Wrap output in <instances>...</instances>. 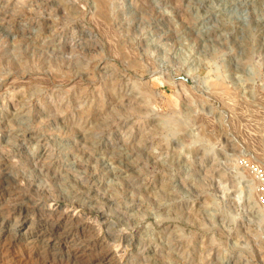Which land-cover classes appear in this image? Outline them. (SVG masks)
I'll return each instance as SVG.
<instances>
[{"label":"rangeland","instance_id":"374dc122","mask_svg":"<svg viewBox=\"0 0 264 264\" xmlns=\"http://www.w3.org/2000/svg\"><path fill=\"white\" fill-rule=\"evenodd\" d=\"M257 234L264 0H0V264H243Z\"/></svg>","mask_w":264,"mask_h":264},{"label":"clouds","instance_id":"9594fccd","mask_svg":"<svg viewBox=\"0 0 264 264\" xmlns=\"http://www.w3.org/2000/svg\"><path fill=\"white\" fill-rule=\"evenodd\" d=\"M134 104L135 101H129L126 104L122 99L118 98L107 112L99 115V124L97 126L102 128L104 132H109L115 125L120 124V121L128 115V110ZM150 107L148 104L139 105V108ZM149 115L156 116V113L149 112ZM129 118L131 119V117ZM159 119L161 121L159 126L147 127L144 125V118H139L132 125L135 128V132H129V135L132 137V145L135 146L138 142L142 141L154 150L158 149L163 153L167 148V140L172 137L177 129L167 126V122L170 119L168 113L160 114ZM84 123H88L87 120ZM257 249L259 250V255L264 256V235H254L251 237V241L247 239L243 240L242 243L237 241V246L230 248L229 252H238L239 259L243 261V264H258V257L254 254Z\"/></svg>","mask_w":264,"mask_h":264},{"label":"bare ground","instance_id":"6f19581e","mask_svg":"<svg viewBox=\"0 0 264 264\" xmlns=\"http://www.w3.org/2000/svg\"><path fill=\"white\" fill-rule=\"evenodd\" d=\"M11 246V245H10ZM5 252H7V251H5ZM6 254V253H5ZM12 256V255H11ZM22 256V255H21ZM27 258V257H26ZM22 260V259H21ZM25 261V260H24ZM27 259H26V261H25V263H27ZM50 261V260H49ZM69 261V260H68ZM10 264H20V259H18L17 261H15V258L12 256L11 258H10V260L8 261Z\"/></svg>","mask_w":264,"mask_h":264}]
</instances>
